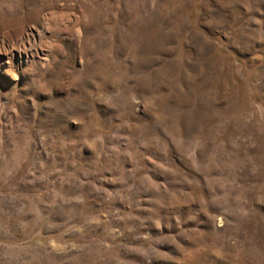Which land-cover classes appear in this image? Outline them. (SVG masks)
<instances>
[{
  "label": "rangeland",
  "instance_id": "1",
  "mask_svg": "<svg viewBox=\"0 0 264 264\" xmlns=\"http://www.w3.org/2000/svg\"><path fill=\"white\" fill-rule=\"evenodd\" d=\"M0 264H264V0H0Z\"/></svg>",
  "mask_w": 264,
  "mask_h": 264
}]
</instances>
